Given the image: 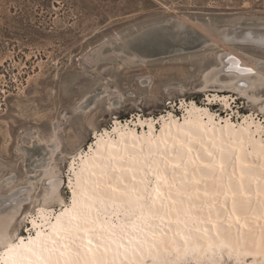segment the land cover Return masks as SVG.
Returning a JSON list of instances; mask_svg holds the SVG:
<instances>
[{
	"label": "rangeland",
	"instance_id": "obj_1",
	"mask_svg": "<svg viewBox=\"0 0 264 264\" xmlns=\"http://www.w3.org/2000/svg\"><path fill=\"white\" fill-rule=\"evenodd\" d=\"M263 23L264 0H0V199L26 200L10 232H33L47 165L59 168L62 201L46 209L70 204L72 159L115 120L140 132L133 123L156 118L157 131L161 115L182 121L193 101L236 123L252 115L264 125V84L256 104L240 87L202 85L226 50L259 63L264 77V47L227 48L203 30ZM213 94L228 106L209 102Z\"/></svg>",
	"mask_w": 264,
	"mask_h": 264
},
{
	"label": "bare ground",
	"instance_id": "obj_2",
	"mask_svg": "<svg viewBox=\"0 0 264 264\" xmlns=\"http://www.w3.org/2000/svg\"><path fill=\"white\" fill-rule=\"evenodd\" d=\"M230 27L203 30L225 47H264L263 27ZM243 56H218L220 68L207 71L203 87H240L256 104L263 68ZM159 119L157 131L156 118H139L140 132L115 120L111 131L95 133L72 159L71 202L59 213L46 209L62 201L59 168L46 164L48 187L27 237L10 232L25 198L0 199V264H264V125L252 115L236 123L193 101L182 121Z\"/></svg>",
	"mask_w": 264,
	"mask_h": 264
}]
</instances>
